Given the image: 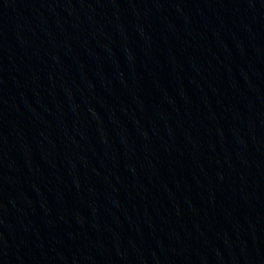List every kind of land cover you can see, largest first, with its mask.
I'll return each instance as SVG.
<instances>
[{
  "label": "water",
  "instance_id": "water-1",
  "mask_svg": "<svg viewBox=\"0 0 264 264\" xmlns=\"http://www.w3.org/2000/svg\"><path fill=\"white\" fill-rule=\"evenodd\" d=\"M0 264H264V0H0Z\"/></svg>",
  "mask_w": 264,
  "mask_h": 264
}]
</instances>
